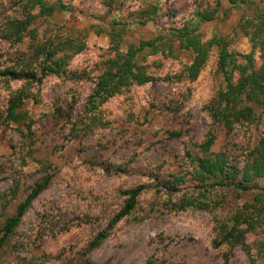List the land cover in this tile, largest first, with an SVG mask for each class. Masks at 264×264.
I'll return each instance as SVG.
<instances>
[{
	"label": "rangeland",
	"instance_id": "obj_1",
	"mask_svg": "<svg viewBox=\"0 0 264 264\" xmlns=\"http://www.w3.org/2000/svg\"><path fill=\"white\" fill-rule=\"evenodd\" d=\"M44 1L66 9L37 19L31 29L40 38H78L85 47L70 58L67 74L27 84L1 72L26 54L29 40L12 44L0 35V229L36 183L50 180L0 249V264H264L256 244L264 240V213L253 230L239 226L247 230L252 263L240 247L215 245L218 222L232 224L237 212L248 217L251 210L244 206L258 204L264 192L212 188L197 173L198 160L208 156L199 145L210 132V153L225 154L238 170L264 139L263 108L255 109L259 121L254 124L231 130L212 124L207 107L221 86L216 48L193 82L163 80L180 74L192 59L178 50L175 39L173 57L144 52L142 64L156 80L132 86L89 112L88 98L113 54L109 34L118 30L113 16L116 22H130L127 15L139 1L122 2L123 7L118 0L111 6L109 0ZM160 1L171 17L127 26L121 50L153 38L165 26H181L196 9H214L209 21L198 23L201 40L221 36L230 51L245 54L251 41L242 25L264 10V0H235L236 5L230 0ZM19 15L17 0H0V28ZM254 58L259 65L258 48ZM21 89L27 97L17 111L26 118L13 123L6 119L7 108ZM258 185L264 188V181ZM138 186L143 190L135 208L91 248L90 242L122 209L123 191ZM186 198L208 209H178Z\"/></svg>",
	"mask_w": 264,
	"mask_h": 264
},
{
	"label": "trees",
	"instance_id": "obj_2",
	"mask_svg": "<svg viewBox=\"0 0 264 264\" xmlns=\"http://www.w3.org/2000/svg\"><path fill=\"white\" fill-rule=\"evenodd\" d=\"M108 5L111 6L112 0ZM123 7L130 0H118ZM139 7L129 13L130 22H116L118 30L111 29L112 56L104 63L103 72L97 77L95 87L88 98L87 110L92 112L101 104L107 102L113 96L132 86H142L156 78L147 73V66L142 64L141 55L162 53L167 56H175L172 43L174 39L178 42V50L187 51L192 55L189 65H185L180 74L166 76L164 81H187L193 82L197 79L202 67L210 58L211 49L216 48V73L221 79V86L215 98L209 104L208 116L212 124L231 130L239 124H254L259 118L256 108L264 109V10L255 16V20L243 23L242 30L250 37L251 51L248 53H236L229 50V42L214 35L209 41L203 42L197 31L200 22L209 21L215 10L196 9L189 19H184L181 26H165L153 38L140 40L138 43L130 44L125 50L119 45L123 40L126 27L132 24L146 26L155 23L166 15L160 0H138ZM233 5L238 2L230 0ZM125 2V5L124 3ZM20 7L19 17H10L4 26L0 28L2 39L12 44L25 43L29 40L26 54L17 58L13 65L2 70L1 76L24 81L27 84H41L43 78L49 75L61 76L68 73L67 65L70 58L84 49V42L78 38H72L59 34L48 35L40 38L35 29H31L39 18L48 19L55 11L66 9L63 4H48L44 0H17ZM218 8L220 2L217 1ZM121 14V13H120ZM171 17V15H169ZM255 21V22H251ZM260 52V64H256L254 50ZM75 77V74H72ZM27 97L24 89L16 92L9 100L6 119L13 123H22L26 115L18 112L23 100ZM214 142V134L210 132L205 141L199 145V149L208 154L207 157L198 160L197 173L201 181L211 183L213 187L234 188L241 193L251 190L264 192V188L258 185V181H264V139H260L249 152L247 161L240 170L236 169L223 153H210ZM237 175L240 177L237 179ZM49 177L43 178L31 188L26 198L18 204L14 214L8 217L0 229V249L4 246L6 239L19 226L22 218L29 210L31 203L49 185ZM143 186H138L123 191L126 199L122 209L113 217L106 229L100 231L90 242L91 248L97 247L107 238L109 231L123 218L128 216L135 208L137 198L141 194ZM264 194V193H263ZM262 195V194H260ZM264 197V195H263ZM258 204L245 205V209L251 210L248 217L242 213H235L230 220L232 224L218 222L216 246L226 244L230 247H240L250 258V246L246 243L247 230H241L242 223L248 225L247 229L253 230L259 226L264 213V199H257ZM178 209H208V206L198 205L190 200L182 199ZM258 251L264 257V240L256 243Z\"/></svg>",
	"mask_w": 264,
	"mask_h": 264
}]
</instances>
